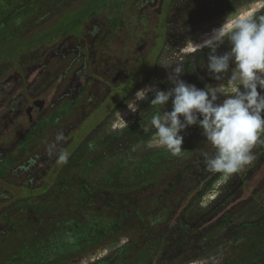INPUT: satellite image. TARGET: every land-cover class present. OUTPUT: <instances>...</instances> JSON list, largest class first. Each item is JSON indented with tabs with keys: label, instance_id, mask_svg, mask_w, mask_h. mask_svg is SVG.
<instances>
[{
	"label": "rangeland",
	"instance_id": "rangeland-1",
	"mask_svg": "<svg viewBox=\"0 0 264 264\" xmlns=\"http://www.w3.org/2000/svg\"><path fill=\"white\" fill-rule=\"evenodd\" d=\"M86 1L41 0L31 3L15 15L14 11L26 5L27 0H0V44L10 41L17 35H27L36 29L43 30L50 25L53 26L49 28V33L59 31L68 23H73V21L75 23L81 16L95 11L92 17L80 25L82 29L79 34H73L71 29L45 43L20 52L16 59L0 61V110L5 107L7 109L9 100L15 104L18 102L19 105L23 100L20 98L21 96L27 102V117L30 115L35 118L52 117L49 112L39 116L34 111L29 110L31 104L41 95H44L50 102L55 88L48 83L50 77L47 73H55L62 64L67 63L58 56H53L50 50L59 48L64 51L76 44L85 46V43L93 38V33L98 29V21L105 16L110 21L114 20V25L122 23L121 13H117L111 4L102 8V2L105 0ZM136 1L127 0V7L132 9L134 6L132 4ZM249 3L257 4V10L264 8V0H243L236 4L227 0H177L170 11L167 23V42L158 59L159 64L168 66L174 71L177 66H181L182 61L199 56L206 48L191 51L189 43L202 41L206 38L205 34L210 33L213 28L219 27L221 24L226 25L230 20L235 19V15ZM60 17L61 19H59ZM58 19V24L54 25ZM36 38L32 37L25 40L29 43ZM225 42L228 41L225 40ZM222 46L226 47L224 44ZM227 50L220 51L218 48V53ZM159 77L162 78L163 76L159 75ZM42 84H46L47 87L45 86L46 89L41 92L39 86ZM145 86L156 88L154 82L148 79L141 81L138 85L135 84L123 97L124 103L122 102L121 106H126L127 101L134 98L136 92ZM90 100L92 102L95 99ZM149 108L150 106H147L146 109ZM101 110H96L89 122L82 125L81 132L88 128L87 125L101 113ZM129 111L126 109L125 113L127 114ZM70 114L69 106L66 105L60 116L51 119L53 130H58ZM115 114L113 112L112 116L106 118L103 124L102 118H98L96 121L99 124L92 125L93 128L87 133L74 154L72 153L69 158H66L64 162L66 165H62L64 167L59 175V180L53 187V191L56 190V193L54 191L50 199L46 198L41 203L43 208L38 213L40 216L36 220L37 222H32L31 225L16 226L12 233L0 237V264H122L117 261L115 253H112L115 249L108 247L111 245L109 236L102 234V206H104L102 183L110 184L109 180L112 177L113 179L117 177L121 182L122 180L129 181L130 177L135 175L130 166L135 165L138 161L146 160L149 154L163 147L150 146V140H144L138 146L123 148L118 157L111 159L107 156L106 159L102 160V130H106V128L108 130V133L104 135L107 139L106 142L112 141L115 136L123 135L121 129L113 127ZM13 117L11 127L22 129L26 126V118L23 114ZM124 119L129 120V118ZM117 124L120 125V123ZM123 130H132L130 131L131 134L133 132V129L125 126ZM47 135L48 133L36 137V141L26 147L27 151H32L44 143L49 136ZM183 137L184 142L188 135L185 134ZM260 141H264V136L258 144V149L262 150L264 142ZM112 146L113 143L107 147L106 153L113 152ZM60 148L61 144H57L54 151L56 152L55 155L60 152ZM40 164L42 166L45 163L42 161ZM137 164L139 166L140 163ZM162 164L164 163H161L160 166ZM250 165L251 163H249ZM148 167L152 166L149 164L142 167L145 175L151 171H146ZM168 167V164H164L165 170ZM41 172L42 175H45L48 169H43ZM261 182V177H255L252 180L253 188H247L243 184L239 190L240 198L250 199L246 208L243 209L244 213L241 211L244 218H248L250 221L244 233L233 238L235 248L231 250L232 252L227 248L220 251L216 249L202 256H185L170 264H227V262L236 263L242 258L246 260L242 261L245 264H264V221L257 220V217L264 214V183ZM237 184V178L233 179L229 185L231 189L225 194L234 190L233 188ZM260 185L257 193H253V190ZM230 194L228 193V196ZM232 197L228 201L226 199V203L228 202L230 206L238 200V196H235L233 202L234 196L232 195ZM217 202L215 204H219L220 199ZM222 210L223 208L214 209L213 215H222ZM217 230L218 228H215L213 232ZM35 239L38 240L37 244L41 246V249H36L37 251L25 249L28 245L32 246ZM105 246L109 248L107 251ZM26 252L31 254L36 252L40 256L35 255L26 258L24 255ZM226 252L229 254L228 257L223 255ZM108 260L110 261L108 262ZM132 262L129 260L126 264H132Z\"/></svg>",
	"mask_w": 264,
	"mask_h": 264
},
{
	"label": "flooded vegetation",
	"instance_id": "flooded-vegetation-1",
	"mask_svg": "<svg viewBox=\"0 0 264 264\" xmlns=\"http://www.w3.org/2000/svg\"><path fill=\"white\" fill-rule=\"evenodd\" d=\"M126 2L127 0H123L120 8L117 9V13H121V24L114 25V20L110 21L105 16L102 20L98 21V29L93 33V38L85 43V46L76 44L66 48L64 51H61L59 48L50 50L53 56H58L67 63L65 65L62 64L55 73H47L50 77L48 83L51 87L55 88V91L50 98V102H48L44 95L37 98V100L40 99L43 101V105L40 111L34 112L39 116H43L48 112L51 116L54 113H59L57 116H60L64 111V107L66 105L69 106L71 114L67 119L64 120L63 118V124L55 131L58 133L55 138V143L61 144L60 151L68 148L69 143L73 140L68 134L74 128L89 122L95 111L102 109V104L108 100L111 94L117 95L118 99L111 108L110 113L102 117L101 110V113L91 120V124L93 126L98 125L99 123L96 121L98 118H102L103 124L104 120L111 117L112 113L115 112L116 118L113 120V127L121 129L123 135L115 136L112 141L106 142L107 139L104 135L108 133V130L107 128L106 130H102V160L106 159L107 156L111 159L118 157L121 154L120 150L123 148L138 146L142 141L150 140L153 135L151 131H144L151 115L155 111L149 103L153 93L150 92L147 99L138 102V104L140 103L139 110L135 113L129 111L126 114L125 111L128 109L127 105L123 107L121 105L124 101L123 97L131 90V87L135 84L138 85L145 79L152 80L154 86L160 90H167L172 87V81L169 80V77L173 74V70L168 66H162L158 62L167 42L166 35L168 28L166 27L163 46L157 56L154 57L155 52L152 47L157 45L156 42L151 41L154 31L150 30L151 27L145 28L144 24L148 25L150 20L162 15L165 17L167 24L171 8L177 0H137L132 4L134 5L132 9L127 7L128 4ZM124 14H127V16H124ZM93 15L94 13L83 19L77 27L78 30L72 29L73 34H79L82 29L80 25ZM260 15H264V8L261 9L256 17ZM135 17L137 19H134ZM133 19L134 21H138L137 25L130 26ZM223 44L226 47L222 46ZM223 44L219 47L220 51L230 48L229 42H224ZM209 53L210 50L206 48L199 56L182 61L180 67L183 72L180 78L188 83L195 84L199 88H204L205 85L214 86L216 84L226 87L227 75L220 81H216L208 73L206 66L207 55ZM135 54H141L145 57V66L137 72L136 69L139 66L137 57L134 58ZM159 75L163 77L160 78ZM45 86L46 84L39 86L41 87V92L46 89ZM90 99L95 100L91 102ZM147 106H150V108L146 109ZM170 109L171 103L167 106V110ZM124 118H129V120H125ZM29 119L32 120L33 116L30 115ZM98 121L100 122L101 120ZM125 121L126 123H124ZM117 123H120V125ZM124 126L133 129L132 134L130 133L132 130L124 131ZM181 134L183 136L185 134L188 135V138L183 142L182 152L179 156L172 155L163 147L149 154L146 160L138 161L137 163H140L139 166L137 163L130 166L132 167V172L135 174H133V177H130V180L135 182L134 185L128 184L123 186L117 177L116 179L112 177L109 180L110 184L102 183V201H104V206H102V234L109 236L108 239L111 245L108 247L115 249L112 253H115L117 261H120L122 264H126L129 260L133 261L132 264H138L141 254H148L147 257H149L155 250L157 241L149 239L147 243L138 246V242L144 239L146 229L141 226L138 221L139 218L137 217L127 219L131 227H126L123 220L109 219L106 221V208L108 205L105 195L108 191L132 189L135 193L134 198L136 199L133 204L136 206L156 203L154 198L157 195L160 193H170L169 198L174 200L172 202L171 200L165 202H168L171 207L185 209L182 214L183 222L179 226L180 234L177 236V239H180V241L178 242L174 237L169 239L167 248L162 253L164 255L169 254L168 256L171 257L162 260L158 264H170L185 256H202L216 249L220 251L227 248L231 251L235 248L233 238L242 235L250 221L242 215L244 213L243 209L246 208L250 199L240 198L241 193L239 190L243 184L247 188H253L252 180L255 177H261V183H264V148L262 150L258 149L259 140L264 134H261L258 142L254 144L255 147L250 150L253 157L249 162L251 163L250 166L249 163L246 164L235 174H216V177L205 186H203L201 181L192 182L187 186H180L178 187L179 191L177 194L181 196L177 198V194L173 193L170 189L171 187L167 185L168 180L171 177L174 179L175 177L182 176L185 179L186 176H190L191 174H188V172L191 169H188V162L195 159L202 150L206 149L209 151L207 152L209 155L215 154L213 153L214 148L202 135L201 128L190 126ZM112 143L113 152L106 153V149L108 150L107 147ZM147 161L152 167L146 169V171H151L145 175L142 167L149 165ZM161 163L168 164V169H164V164L159 168ZM206 171L208 172L209 169H206ZM236 178L238 184L233 188L234 190L228 192L231 193L228 196V193H225L231 189L229 185ZM166 181L167 183L165 184ZM111 183L115 184L112 185ZM260 187L261 185L253 190V193H257ZM232 195L234 196L233 202L235 201V196H238V200L235 204L233 203L234 205L230 206L228 202L226 203V199L228 201L229 198H233ZM149 199L152 201H149ZM219 199L221 202L215 204L218 203L217 201ZM228 206L229 208H226ZM216 208H223L221 211L222 215H213V211ZM257 220L264 221V214L261 217H257ZM215 228H218V230L213 232ZM134 244H136L137 248L131 251L130 247ZM108 247H104L106 251L109 249ZM159 253L158 250L156 256ZM223 255L228 257L229 254L226 252ZM242 261L246 260L242 258L236 263L227 262V264H245ZM141 264H145V261H142Z\"/></svg>",
	"mask_w": 264,
	"mask_h": 264
},
{
	"label": "trees",
	"instance_id": "trees-1",
	"mask_svg": "<svg viewBox=\"0 0 264 264\" xmlns=\"http://www.w3.org/2000/svg\"><path fill=\"white\" fill-rule=\"evenodd\" d=\"M37 1L41 0H27V4L17 8L14 11V14L16 15L23 9L27 8L31 3ZM122 1L123 0H116L114 2V0H105L102 2V8L111 4L112 7L117 10L120 8ZM227 1L236 4L243 0ZM93 13L90 12L87 13V15L81 16L75 23L74 21L73 23H68V25L61 27L62 29L56 32L49 33V28L53 26L50 25L43 30L36 29L27 35H17L10 41L1 43L0 61L16 59L20 52L24 50L45 43L49 39L62 35L71 29L78 30L77 27L80 22ZM59 19H61V17ZM59 19L54 25L58 24ZM137 22V20H133L130 23V26L137 25ZM144 26L145 28L151 27L150 30L154 31L153 39H151V41L157 43L155 47H152L155 52L154 57H156L163 46L162 44L165 38L167 27L165 17L163 15L155 17L153 20L149 21L148 25L144 24ZM36 33L38 34L36 35ZM32 37L37 38L36 40L29 41V43L25 40L31 39ZM136 57L138 66L140 67L136 69L137 72L145 66V57L141 54H135L134 58ZM114 90H116V88H114ZM20 98L23 100H21L19 105L18 102L15 104V102L9 100L7 102V109L5 107L0 110V237L12 233L16 226L24 224L31 225L32 222H37L36 220L39 219L40 216L38 213L43 208L41 203L46 198L50 199V196L54 194V191L56 193V190L53 191V187L55 183L58 182L59 175L62 172L63 167L66 165V163L64 164L66 158H69L72 153L74 154L80 141L84 139L92 128L91 123H89V125H87L88 128L82 132L81 128L84 123L77 128H74L71 133L68 134V136L73 139L69 143L68 148L55 155L56 152L54 151L57 145L55 143V138L58 133L51 127V119L59 113H54L52 117H33V119L30 120L29 117L26 116L28 107H26L27 102L24 101V97L20 96ZM117 99V95L111 94L108 100L102 104V117L110 113V110L115 105ZM19 114H23L26 118V126L22 127V129L11 127L14 118L13 116L17 117ZM46 133H48L49 136L47 135L48 138L44 143L38 145L32 151H27L26 147L31 143H34L36 137L44 136ZM205 152L209 151L206 149L202 150L195 159L188 162V169H191L188 174H191V177L188 176V178L186 176L185 179L182 178V176L175 177L174 179L171 177L170 180H168L169 182L167 185L171 187L170 189L173 193L177 194L179 191L178 187L183 185L187 186L192 182L201 181L203 186H205L216 177V174H221L219 172L213 173L206 171L208 168L203 155ZM213 153H215V149H213ZM42 161L45 164L41 166L40 162ZM63 164L64 166L62 167ZM43 169H48V172L45 175H42L41 171ZM166 183L167 181L165 184ZM121 184L123 186L128 184L134 185L135 182L133 180H122ZM134 194L135 193L132 189L108 191L105 195L108 205L106 208V221L109 219L123 220L126 227H131V224H129L127 219H133V217L139 218L138 221L141 226L146 229V234L144 235L143 241L138 242V246L147 243L149 239H153V241L156 240L157 244L155 250L149 255V257H147L148 254L140 255V262L138 264H141L142 261H145V264H158L162 260L171 257L168 256L169 254L164 255L162 252L167 248L169 239L171 237L177 239V236L180 234L179 226L183 222L182 214L185 209L171 207L168 202H165L168 200H171L172 202V200H174L169 198L170 193H160L154 198L156 203H149L144 206H136L133 204L136 201ZM178 195L179 194L176 195L177 198L181 196ZM150 200L151 199H149V201ZM156 228L157 230H155ZM34 241L35 242L32 246L28 245L25 249H41V246L37 244L38 240L36 241L35 239ZM177 241L179 242L180 239H177ZM47 244L49 243L47 242ZM136 248V244H134L130 247V250L134 251ZM158 250L160 253L156 256ZM24 255L26 258L35 255L40 256V254H37L36 252L33 254L26 252Z\"/></svg>",
	"mask_w": 264,
	"mask_h": 264
},
{
	"label": "clouds",
	"instance_id": "clouds-1",
	"mask_svg": "<svg viewBox=\"0 0 264 264\" xmlns=\"http://www.w3.org/2000/svg\"><path fill=\"white\" fill-rule=\"evenodd\" d=\"M205 37L190 42L189 49L210 50L206 69L216 81L227 75L226 87L199 88L181 79L183 70L177 66L169 77L172 87L160 90L145 86L127 101V108L135 113L138 101L153 93L149 103L155 111L144 128L153 132L149 145L179 156L184 140L181 133L197 126L215 149L214 155L203 154L209 171L230 175L253 159L250 150L264 134V15L237 16ZM225 40L230 48L218 53ZM169 103L171 109L167 110Z\"/></svg>",
	"mask_w": 264,
	"mask_h": 264
},
{
	"label": "crops",
	"instance_id": "crops-1",
	"mask_svg": "<svg viewBox=\"0 0 264 264\" xmlns=\"http://www.w3.org/2000/svg\"><path fill=\"white\" fill-rule=\"evenodd\" d=\"M260 11L261 10H257V4L249 3L244 7L243 10H241L239 13H237L234 18H236L237 16H244V15H248V14H252V15L256 16L257 14H259Z\"/></svg>",
	"mask_w": 264,
	"mask_h": 264
},
{
	"label": "water",
	"instance_id": "water-1",
	"mask_svg": "<svg viewBox=\"0 0 264 264\" xmlns=\"http://www.w3.org/2000/svg\"><path fill=\"white\" fill-rule=\"evenodd\" d=\"M43 105V101L42 100H35L32 105L30 106L29 110L30 111H40Z\"/></svg>",
	"mask_w": 264,
	"mask_h": 264
}]
</instances>
